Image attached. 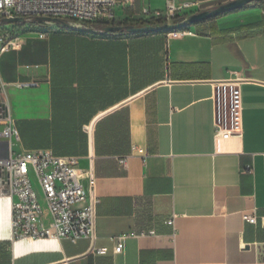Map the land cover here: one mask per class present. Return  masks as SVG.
<instances>
[{
	"label": "crops",
	"instance_id": "crops-1",
	"mask_svg": "<svg viewBox=\"0 0 264 264\" xmlns=\"http://www.w3.org/2000/svg\"><path fill=\"white\" fill-rule=\"evenodd\" d=\"M166 1L116 0L115 22L136 25L143 9L163 13ZM173 1L187 3L188 16L229 0ZM186 29L50 26L0 52L19 133L13 151L77 157L85 187L93 161L94 248L109 250L87 253L92 239L13 241L10 202L0 196V264H264V1ZM232 72L243 79L242 130L222 139L212 81ZM151 230L112 253L111 237Z\"/></svg>",
	"mask_w": 264,
	"mask_h": 264
},
{
	"label": "built area",
	"instance_id": "built-area-1",
	"mask_svg": "<svg viewBox=\"0 0 264 264\" xmlns=\"http://www.w3.org/2000/svg\"><path fill=\"white\" fill-rule=\"evenodd\" d=\"M116 6V0H0V52L17 49L21 44L20 35L13 31L15 25L3 23V19L22 18L23 23L29 24L40 17L58 18L77 28L98 23L101 25L98 31H101L115 22ZM187 6V3L178 5L167 0L163 13L143 9V20L165 19L173 23L177 18L187 17L180 13ZM171 33L191 34L186 28ZM46 35V31L39 32L41 38ZM241 81L243 79L232 72L231 78L212 82L213 125L217 138L227 139L241 133L243 108L238 86ZM6 88L7 84L0 77V141L5 143L6 149V154L0 155V196L10 202L12 240L66 239L76 243L80 239H92L95 198L93 206L90 189L94 187V179L89 177L87 187L82 184L77 157L56 156L48 150L13 151L19 133L11 116ZM244 219L256 222L255 215H244ZM166 224L175 230L174 217ZM153 233L152 230L123 232L113 236L112 253H121L124 241L130 237ZM91 252L105 255L109 250L93 247Z\"/></svg>",
	"mask_w": 264,
	"mask_h": 264
},
{
	"label": "water",
	"instance_id": "water-1",
	"mask_svg": "<svg viewBox=\"0 0 264 264\" xmlns=\"http://www.w3.org/2000/svg\"><path fill=\"white\" fill-rule=\"evenodd\" d=\"M262 1L264 0H229L225 3L219 4L218 6L212 9H205V10H202L196 13H192L179 22H173V23L166 22L161 25H143V26H138V25H133V24L109 25V26L103 27L101 31H94L90 28H77L58 18L40 17L37 20L41 22L45 21V22L60 23L74 31L92 32V33H98L102 35L108 34V33L122 32V31L126 33L138 34V35L151 34V33H171L174 31L182 30L191 25L206 22L224 13L243 9L244 7H246L247 5L253 2H262ZM2 22L8 23V24H18V23H23L24 20L22 18H10V19H3ZM216 81L218 80H215L212 82H216ZM94 122L95 121H93L91 126H93ZM89 132H91V128H89ZM91 156H92V153H91ZM90 177L92 180L94 179L92 160L90 161ZM90 199H91L92 205L94 206V187H91L90 189ZM93 247H94V233L92 236L91 245L87 253L91 252Z\"/></svg>",
	"mask_w": 264,
	"mask_h": 264
},
{
	"label": "rangeland",
	"instance_id": "rangeland-1",
	"mask_svg": "<svg viewBox=\"0 0 264 264\" xmlns=\"http://www.w3.org/2000/svg\"><path fill=\"white\" fill-rule=\"evenodd\" d=\"M172 23V22H170ZM15 28H14V32H16V34H19L22 37H29V32H33L36 31L37 29H41V28H48L50 26L52 27H57L59 29H66L67 27L60 24V23H56V22H38V21H34L32 23H19V24H14ZM82 28H90L94 31H98L101 28V25L98 23H94V24H89V25H84Z\"/></svg>",
	"mask_w": 264,
	"mask_h": 264
},
{
	"label": "trees",
	"instance_id": "trees-1",
	"mask_svg": "<svg viewBox=\"0 0 264 264\" xmlns=\"http://www.w3.org/2000/svg\"><path fill=\"white\" fill-rule=\"evenodd\" d=\"M219 17V16H218ZM217 18V17H216ZM184 18H177L176 20H174V22H179L181 20H183ZM215 19V18H213ZM39 22V21H38ZM163 23H166V20L165 19H152L150 21H140L138 24V26H143V25H161ZM19 24V23H18ZM112 25H118L116 24V22H113ZM120 33H126L124 31L120 32ZM109 34H112V33H108V34H104V35H109ZM127 34H132V33H127Z\"/></svg>",
	"mask_w": 264,
	"mask_h": 264
}]
</instances>
